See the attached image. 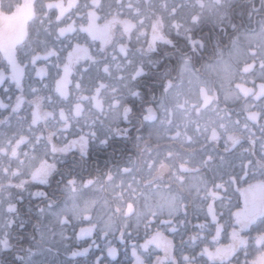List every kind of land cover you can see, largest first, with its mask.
Returning <instances> with one entry per match:
<instances>
[{"label":"snow or ice","instance_id":"6c2138e0","mask_svg":"<svg viewBox=\"0 0 264 264\" xmlns=\"http://www.w3.org/2000/svg\"><path fill=\"white\" fill-rule=\"evenodd\" d=\"M0 264H264V0H0Z\"/></svg>","mask_w":264,"mask_h":264},{"label":"trees","instance_id":"16d2710c","mask_svg":"<svg viewBox=\"0 0 264 264\" xmlns=\"http://www.w3.org/2000/svg\"><path fill=\"white\" fill-rule=\"evenodd\" d=\"M107 158V154L106 153H100L99 154V156H97L95 153L93 154V157H92V159H93V161H95V160H99V162L101 163V164H103V162H104V160ZM33 190H35V189H33ZM36 201H34V203H35ZM27 208H28V204H27V201H25V204H24V210L25 211H27ZM196 221L195 220H193V223H195ZM27 231L28 232H31V224H29L28 225V228H27Z\"/></svg>","mask_w":264,"mask_h":264},{"label":"flooded vegetation","instance_id":"af4514ba","mask_svg":"<svg viewBox=\"0 0 264 264\" xmlns=\"http://www.w3.org/2000/svg\"><path fill=\"white\" fill-rule=\"evenodd\" d=\"M98 243H102L101 241H97ZM115 243L121 248V252L123 253V245L117 240V241H115ZM119 259L121 260V261H125V257H124V255H121L120 257H119Z\"/></svg>","mask_w":264,"mask_h":264}]
</instances>
